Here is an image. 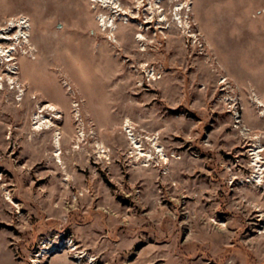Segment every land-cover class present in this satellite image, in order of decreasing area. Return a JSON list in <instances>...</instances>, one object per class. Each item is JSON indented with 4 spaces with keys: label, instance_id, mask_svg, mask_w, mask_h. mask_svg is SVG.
I'll list each match as a JSON object with an SVG mask.
<instances>
[{
    "label": "rangeland",
    "instance_id": "rangeland-1",
    "mask_svg": "<svg viewBox=\"0 0 264 264\" xmlns=\"http://www.w3.org/2000/svg\"><path fill=\"white\" fill-rule=\"evenodd\" d=\"M106 2L0 0V264H264V0Z\"/></svg>",
    "mask_w": 264,
    "mask_h": 264
},
{
    "label": "bare ground",
    "instance_id": "bare-ground-1",
    "mask_svg": "<svg viewBox=\"0 0 264 264\" xmlns=\"http://www.w3.org/2000/svg\"><path fill=\"white\" fill-rule=\"evenodd\" d=\"M104 1H108V2H106V3H108L109 5H111L112 6V4L114 5L115 4V2H114V0H104ZM117 5V4H116ZM115 7V6H114ZM112 8V7H111ZM116 8V7H115ZM114 8V9H115ZM102 17V16H101ZM14 22V21H13ZM18 23V22H17ZM16 24V23H15ZM109 24V23H108ZM113 25V24H112ZM18 26V25H17ZM20 26V25H19ZM24 28V27H23ZM23 35H25V34H23ZM25 37H26V35H25ZM9 38V37H8ZM7 38V39H8ZM7 51H9V50H7ZM4 52V51H3ZM6 52V51H5ZM1 54V53H0ZM48 108V107H47ZM39 115V114H38ZM38 118V117H37ZM36 118V119H37ZM38 120H40L39 118H38ZM37 122V121H36ZM40 122V121H39ZM48 122V121H47ZM51 122V121H50ZM129 123V122H128ZM40 125H41V123H40ZM38 126V125H37ZM45 127H46V125H45ZM49 127V126H48ZM39 128V127H38ZM127 130H128V132H129V136H130V138H131V140H132V143H133V147H135L136 149H138L139 151H141V150H143L142 149V146L141 145H143V144H141L140 142H139V140H138V138L135 136V134H134V132L132 131L133 129L132 128H130L129 126H127ZM54 133V132H53ZM54 135V134H53ZM81 135V134H80ZM79 136V135H78ZM53 140H54V146L55 147H57V150H58V152H57V154H59L60 152V149L62 148L61 147V140H60V136H59V133H57V131H56V134H55V136H54V138H53ZM153 144H155L154 142H153ZM80 145V144H79ZM156 145V146H155ZM154 146L157 148V151L159 152V154H161L164 158H166L167 156H166V154H165V152H164V150H163V148L161 147V146H157V144H155ZM77 147V146H76ZM97 147V146H96ZM101 147V151H105V148H104V146L102 145V146H100ZM99 147V148H100ZM80 148V147H79ZM63 150V149H62ZM64 151V150H63ZM100 151V150H99ZM136 151V150H135ZM105 153V152H104ZM59 155H61V154H59ZM102 155H103V153H102ZM105 155V154H104ZM60 158V157H59ZM58 162H60V161H58Z\"/></svg>",
    "mask_w": 264,
    "mask_h": 264
}]
</instances>
